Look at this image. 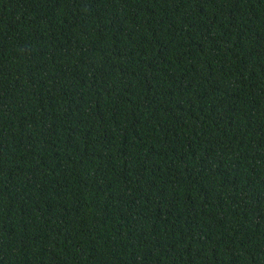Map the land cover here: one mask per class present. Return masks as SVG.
<instances>
[{"label":"trees","instance_id":"16d2710c","mask_svg":"<svg viewBox=\"0 0 264 264\" xmlns=\"http://www.w3.org/2000/svg\"><path fill=\"white\" fill-rule=\"evenodd\" d=\"M0 264H264V0H0Z\"/></svg>","mask_w":264,"mask_h":264}]
</instances>
